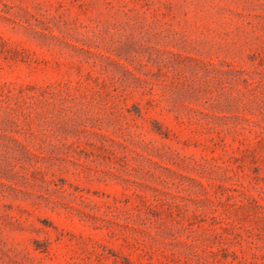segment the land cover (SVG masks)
Returning <instances> with one entry per match:
<instances>
[{
    "label": "rangeland",
    "instance_id": "374dc122",
    "mask_svg": "<svg viewBox=\"0 0 264 264\" xmlns=\"http://www.w3.org/2000/svg\"><path fill=\"white\" fill-rule=\"evenodd\" d=\"M0 264H264V0H0Z\"/></svg>",
    "mask_w": 264,
    "mask_h": 264
}]
</instances>
